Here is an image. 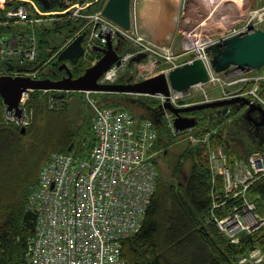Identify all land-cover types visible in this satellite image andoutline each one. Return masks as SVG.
I'll list each match as a JSON object with an SVG mask.
<instances>
[{
    "label": "built area",
    "instance_id": "obj_1",
    "mask_svg": "<svg viewBox=\"0 0 264 264\" xmlns=\"http://www.w3.org/2000/svg\"><path fill=\"white\" fill-rule=\"evenodd\" d=\"M99 0H78L73 17L84 22L89 39L85 38L86 56L94 52L95 45L107 43V36L123 38L125 45L117 64L100 80L103 84L115 83L120 75L128 72L132 59L146 53L156 68L167 74L181 66L174 51L143 37L138 29L125 30L102 13L87 14L85 10ZM7 0H0V25L10 20L35 25L51 14L41 12L31 0L5 10ZM52 20V18H51ZM250 28L264 29V0H256V7L242 25L231 28L223 37L228 38L248 32ZM97 41V42H96ZM211 41L193 39L190 53L201 59L208 71L206 83L196 85L189 92L171 91L168 97L159 96L161 103L167 100L177 108L197 95L204 98L200 103L246 96L264 106L259 90L264 83V73L233 67L217 73L207 54ZM39 46L35 33L14 37H0L1 74L29 75L37 77L40 70L31 69L38 59ZM188 60L187 62H191ZM13 65L10 71L8 65ZM220 89L213 97L209 88ZM86 99L93 111V130L96 143L88 159L71 154L56 153L44 164L37 187L30 196L29 208L37 214V230L32 248L26 257L27 264H125L120 257L122 242L135 235L142 227L147 208L153 198L159 170L153 161V149L158 131L149 119L135 117L120 107H101L86 92ZM64 99L50 100L51 106ZM175 115L165 112L164 124L175 136ZM11 120L16 121L14 117ZM18 124H28V119ZM212 129L202 138L185 132L194 144L202 143L210 151L212 172L213 217L220 230L233 243L242 234L252 235L264 228V217L257 212L260 195L250 194L251 186L264 177V153L254 152L247 161L229 163L222 146L211 145ZM222 178L219 190L214 187ZM217 211V212H216ZM219 214V215H218ZM240 264H264V249L255 245Z\"/></svg>",
    "mask_w": 264,
    "mask_h": 264
},
{
    "label": "trees",
    "instance_id": "obj_2",
    "mask_svg": "<svg viewBox=\"0 0 264 264\" xmlns=\"http://www.w3.org/2000/svg\"><path fill=\"white\" fill-rule=\"evenodd\" d=\"M53 11H66L72 6L71 0H51ZM61 20L69 18V22L56 21L46 29V33L54 31L56 39L52 43L50 53L45 61L55 55L68 40H70L83 22L71 18L67 13ZM16 31H20L16 28ZM4 32L1 31V33ZM56 45L54 48L53 46ZM82 66V68H80ZM89 63L81 62L77 66L81 73ZM264 98V86L260 88ZM59 96L57 92L34 91L26 104V109L33 113V122L26 127V133L21 134V128L0 124V153L23 151L24 141L31 137L35 129L40 131V137H46L49 153L44 157L39 167L57 152L68 153V148L75 142L74 153L81 154L86 144V136L78 132L77 121L69 108V103L57 109H50L48 100L51 96ZM105 104L118 105L108 98ZM116 103V104H115ZM149 105H156L146 99ZM4 105L0 97V112ZM149 115V114H148ZM47 126V127H46ZM195 131L201 135L209 127L204 123ZM88 131L92 132V116L88 121ZM236 127L229 129V138H216V143H223L232 162L235 157L247 158L258 149L246 146L241 136L235 134ZM159 139L154 147L158 155L154 161L160 175L157 181V191L154 194L146 212L145 220L138 233L127 238L122 243L120 257L125 264H239L240 256L246 254L255 245L264 249V229L254 235L243 234L237 245L219 229L214 222H208L211 209V174L206 146H188L181 148L176 155V141L164 125H159ZM86 133V132H84ZM90 150L92 149L93 145ZM42 144V143H41ZM41 146V145H40ZM76 150V151H75ZM90 152V151H89ZM89 153L84 157L87 158ZM184 157L193 160L187 180L181 181ZM38 167V168H39ZM30 172V171H29ZM28 172V173H29ZM3 182L0 180V264H26L25 260L33 245L34 235L24 223L27 213L28 196L35 187L39 177L18 179L15 176ZM40 176V175H39ZM252 192L262 196L261 213L264 215V178L256 182Z\"/></svg>",
    "mask_w": 264,
    "mask_h": 264
},
{
    "label": "water",
    "instance_id": "obj_3",
    "mask_svg": "<svg viewBox=\"0 0 264 264\" xmlns=\"http://www.w3.org/2000/svg\"><path fill=\"white\" fill-rule=\"evenodd\" d=\"M39 1L46 10H51L50 0ZM187 2L188 0H184V5ZM131 3L132 0H108L102 13L122 28L130 30L132 23ZM86 34L87 31L85 30L73 40L53 62V67L64 61H70L71 65L76 66L85 52L82 43ZM185 37L186 34L183 32L178 34L174 45L175 50H184ZM210 39L216 41L213 45L209 46L207 51L212 58L213 67L217 72L226 71L232 66H237L243 70H257L264 67V30L250 28L246 33L235 35L225 40H222L221 33H217L211 36ZM120 44L119 41L118 46L114 47L109 38L106 48L95 47V51L103 54L102 58L87 68L85 73L77 78L73 77L70 67L65 63L59 67V70H65L67 77L60 80L50 78L35 80L22 76L0 77V96L6 106V111L11 114L14 113L18 118H21L24 113V109L20 107L21 99L29 91H90L157 97L159 95L169 96L171 90L179 92L187 91L194 85L208 80V73L204 63L197 59L192 63H187L172 70L168 75L160 73L138 82H134L135 78L133 76L131 79H126V76H123L121 81H127V84H100L99 79L118 61ZM170 45L169 43L168 47ZM146 58V54H140L132 62L138 64ZM140 105L151 115L157 125L162 124L161 118L165 109L173 112L176 115L174 121L175 128L179 132L198 125V118L186 116L187 114L210 109L216 110L218 114L226 115L230 107L236 106L237 110L245 109L243 113L245 117L258 112L259 119L262 120L264 118V108L259 104L251 102L246 97L197 104L185 108H175L168 100L164 105L156 107L148 106L145 102H141ZM25 132L26 129L23 128L21 133L24 134ZM74 146L75 142L70 145L68 152H72ZM24 223L34 235L36 214L32 211H27L24 216Z\"/></svg>",
    "mask_w": 264,
    "mask_h": 264
},
{
    "label": "rangeland",
    "instance_id": "obj_4",
    "mask_svg": "<svg viewBox=\"0 0 264 264\" xmlns=\"http://www.w3.org/2000/svg\"><path fill=\"white\" fill-rule=\"evenodd\" d=\"M32 1L39 7L41 12H47L39 0H32ZM199 1L207 2L208 5L211 2V1H207V0L206 1L205 0H199ZM245 1H247V0H245ZM107 2H108V0H99L98 2L92 4L86 10L87 14H99V13H101ZM242 2L244 3V1H242ZM235 4L239 8L238 11L235 10ZM227 6L232 8L234 10V11H232V13L235 12L238 16H240L242 12H243L242 14L244 15V13L246 11V10H244V8H246V6L244 8H242L239 0H228V1H226L225 7H227ZM212 8L213 7L211 5L208 7L209 13H212ZM224 18H225L224 19L225 22L226 21L227 22L222 24L223 26H221L220 28H216L217 30L218 29L222 30V27H223V32H224V30H227L234 23V21H235L234 19H237V17L232 16V18H231L232 20L229 17H224ZM243 19H244V17L238 18V21H242ZM64 21L66 22V25H67V23L69 22V18L66 17ZM228 21L230 22L229 24H228ZM218 24H220V23H218ZM50 25H53V24L51 23ZM240 25H242V24H239V26ZM216 26H218V25H215L213 27H216ZM13 27L16 28V26H13ZM50 27H49V25H37L34 29L30 30V32H34L37 35L38 45H40L39 57H38L39 62L44 61L47 58V56L50 52V49L52 47L51 45H52L53 41H55V39H56V34L54 31H49V33H46V29H49ZM14 33H15V30H13V28L6 32V34H14ZM217 33H220V32H217ZM0 34H3V32L1 33V31H0ZM89 37H90V34H88L86 36V39L88 40ZM116 42L117 41H115V43ZM84 43H86V41ZM49 66H50L49 64H48V66H45V69L43 70L44 74L47 72V68ZM137 69H139V72H141L140 74H138V79H143V78L148 77V76H153L156 73L160 72V68H156L155 65L150 61H145V63H143V66H141V67L138 66ZM210 89H212L211 90L212 96H219L220 95L219 89H214L211 87H210ZM69 95L70 96L67 97V103L66 104L69 103V108L73 112L75 120L77 121L76 126L79 127L81 125V130L78 132V134L81 135V133H82L86 136V144H85L84 149L82 150V153L80 155L77 153L76 154L80 157H85L89 153L90 148H91L92 143L94 142V138H95L93 131L90 132L86 129V128H88V121H89L90 115H92V112L90 111L89 104L86 100V93L75 91V92L70 93ZM128 97L130 98L133 96L132 95H114L113 94V95H110V98H111L110 100L117 102L116 100H118V99H121V98L124 99V98H128ZM146 99L150 100L151 102H155V103H157V101H158L155 98H151V97H146ZM127 109L132 114H134L135 116H145L146 115L145 111L140 107H127ZM238 111H240V110H236L235 114H239ZM209 112H214V111H209ZM201 114L202 113H196V115H201ZM235 114H234V116H235ZM203 116H206V114H203ZM6 121H7L6 113L0 112V124L13 127L12 125H7ZM40 131H42V130L36 128L34 133L31 135V137H28L24 141L23 151H21L20 153H15V152H12V153L1 152L0 153V180H1V182L5 181L7 179H10L17 172H19V174H17L15 176L16 178H14V179L20 180V178L22 176H23V178L28 177L30 179H32L33 177L34 178L39 177L40 172H41V167H39V165L42 162V160L44 159V157L49 153V149H50L49 146L45 142L46 137L44 135L40 137ZM84 132H86V133H84ZM187 144L191 145L190 142L178 143V141H177V145H180V146L177 147L176 150H174V152L176 151V153H177L176 155H178L177 150L188 146ZM182 164H183V171L181 173L180 180L184 182L187 180L188 173H189L190 169L192 168L193 160L191 158L184 157L182 160Z\"/></svg>",
    "mask_w": 264,
    "mask_h": 264
},
{
    "label": "crops",
    "instance_id": "obj_5",
    "mask_svg": "<svg viewBox=\"0 0 264 264\" xmlns=\"http://www.w3.org/2000/svg\"><path fill=\"white\" fill-rule=\"evenodd\" d=\"M239 2L248 12L255 5V0ZM208 7L207 2L199 0H188L186 5L184 0H137V27L145 38L159 44H175L178 34L183 32L186 34L185 45H188L191 34L206 38L223 31V27L217 30L212 25H203L210 16ZM242 13L237 18H242Z\"/></svg>",
    "mask_w": 264,
    "mask_h": 264
},
{
    "label": "flooded vegetation",
    "instance_id": "obj_6",
    "mask_svg": "<svg viewBox=\"0 0 264 264\" xmlns=\"http://www.w3.org/2000/svg\"><path fill=\"white\" fill-rule=\"evenodd\" d=\"M56 59V58H55ZM54 60H52L51 63H53ZM65 64H68V66L70 67V69L72 70L73 73V77L77 78L80 75H82L84 73L85 70H83L81 73L78 71L77 66H72L70 61H65ZM63 64V63H58L56 66L52 67L50 66L47 72L46 77H49L53 80H60L64 77H67V73L65 70L60 71L59 70V66ZM82 68V66L80 67ZM136 76V75H133ZM131 77L126 78V79H131ZM134 81H137V79H135ZM119 84H127V81H121V78L118 80ZM139 98V97H136ZM123 100V102H125L126 104L133 106L136 104H139L140 102H142V100L140 99H134V97H128V98H121ZM239 114H235L234 116V123L236 126V130H235V134L241 136V138L244 140L245 145L250 146V148H254V147H260L262 149H264V118L259 119L258 117V112H255L253 114H251V116L249 117H245L243 116V113L245 112V109H242L241 111H238ZM213 114V112H211ZM196 116V114H195ZM204 123V122H201Z\"/></svg>",
    "mask_w": 264,
    "mask_h": 264
},
{
    "label": "bare ground",
    "instance_id": "obj_7",
    "mask_svg": "<svg viewBox=\"0 0 264 264\" xmlns=\"http://www.w3.org/2000/svg\"><path fill=\"white\" fill-rule=\"evenodd\" d=\"M207 1H211L208 6L211 5L213 8H212V13H210V16H209L210 18L208 17V19L205 20L206 22L203 24L204 26L207 25V27H208L209 25H212V26L218 25V26H216L214 28L215 29L216 28H220L221 26H223L222 24L227 22V21L225 22V20H224L225 18L224 17H229L231 19L232 16H234V17L238 16L235 12L232 13V11H234L232 8H230L228 6L225 7V2L228 1V0H207ZM255 3H256V1H255ZM235 9H237L236 11L239 10V8L236 6V4H235ZM251 11H252L251 9L249 10V12L245 11V13H244V15L242 17H245V16L248 17L250 15ZM234 20H235L234 23L229 28H234V27L239 26V24H237L238 23V18L234 19ZM218 23H220V24H218ZM229 23L230 22L228 21V24ZM258 29H262V28H258ZM254 30H257V29H254ZM262 30H264V29H262ZM224 31H226V30H224ZM222 32L223 31H221L220 33H222ZM195 35H197V34H193L191 37H193Z\"/></svg>",
    "mask_w": 264,
    "mask_h": 264
}]
</instances>
